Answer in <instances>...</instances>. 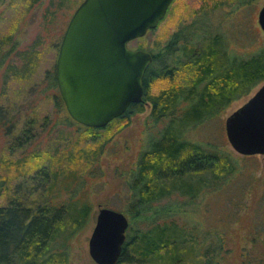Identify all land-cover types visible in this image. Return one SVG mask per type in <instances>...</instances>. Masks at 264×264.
<instances>
[{
	"label": "trees",
	"instance_id": "1",
	"mask_svg": "<svg viewBox=\"0 0 264 264\" xmlns=\"http://www.w3.org/2000/svg\"><path fill=\"white\" fill-rule=\"evenodd\" d=\"M207 16L208 13H203L192 22L187 36L180 38L179 31L164 43H154L150 49L139 48L152 56L143 77L142 103L129 106L123 115L102 129L81 126L68 116L80 129L75 135L81 142H94L100 131L109 127H124L145 105L151 107L149 118L153 122L166 119L157 135L149 139L147 147L140 152L135 170L130 172L127 186L131 200L126 212L129 226L116 264H217L225 252V241L213 240L218 234L202 233L179 216L186 213L178 208L179 204L154 208L172 197L183 199L188 206L200 192L219 188L234 175L236 164L230 156L191 143L184 135L189 128L222 113L231 103L264 83V45L247 57L235 54L226 36L212 26ZM6 38L0 39V67L5 65L3 87L10 79L30 78L37 62V50L31 49L22 53L20 66L12 62L6 64L5 58L11 51H2V46L9 41ZM46 77L45 88L57 91L54 68ZM156 82L168 85L152 91ZM56 94V104L64 107L59 93ZM6 120L10 125L4 128ZM6 120L5 112L0 109V128L10 135L7 150L12 155L33 140L35 124L30 119L17 130L13 118ZM64 135L58 136L59 142L68 139ZM66 150L65 164L47 149L52 162L32 164L27 169L32 170L29 173L20 170V160L12 163L16 180H27L30 189L40 196L37 200L21 198L19 194L24 184L19 181L17 194L0 204V264H68V246L87 225L91 214L87 197L75 194L78 172L84 163L93 162L101 147L90 152ZM30 157L46 159L40 153ZM78 159L83 164L75 162ZM148 212L153 216L140 218ZM248 262L242 260L240 264H251ZM252 264L264 263L259 259Z\"/></svg>",
	"mask_w": 264,
	"mask_h": 264
},
{
	"label": "rangeland",
	"instance_id": "2",
	"mask_svg": "<svg viewBox=\"0 0 264 264\" xmlns=\"http://www.w3.org/2000/svg\"><path fill=\"white\" fill-rule=\"evenodd\" d=\"M82 1L0 0V39L4 41L6 36L7 41L9 39L8 44L2 46V51L6 53L11 49L5 63L12 62L20 66L23 52L37 50L34 73L27 80L10 79L7 86L3 87L5 65L0 67V109L5 112V120L13 118L17 130L30 119L35 124L33 140L12 155L7 150L11 144L10 135L4 130L10 125L9 120L5 121L4 128H0V204L7 202L10 195L17 194L15 191L19 190V181L24 184L19 194L21 198L37 200L40 196L30 189L31 184L27 180H16V169L12 165L16 160H20V170L29 173L32 170L27 169L32 164L52 162L50 155H57L65 164L66 149L90 152L101 147L93 162L83 164L81 159L74 160L83 164L78 172L75 194L87 197L91 214L87 225L68 246V264H95L88 255V239L100 208L121 212L129 222L126 212L131 200L127 186L130 172L135 170L139 154L147 147L149 139L155 137L166 123V119L153 122L149 118L151 107L145 105L144 110L131 116L124 127L112 126L101 130L94 142L77 140L75 132L80 129L68 118L65 107L56 104L58 89L47 90L45 86L46 76L55 66L65 28ZM263 5L264 0H174L155 30L130 42L128 46L133 50H147L154 43L166 42L179 31L180 38L187 36L188 26L203 13H208L207 19L226 36L232 51L247 57L264 45V33L257 23V15ZM262 84L257 85L246 97L231 103L222 113L189 128L184 135L191 143L230 156L236 164L234 175L228 177L219 188L200 192L188 206L177 197L162 200L153 206L160 208L179 204L178 208L186 211L180 217L195 225L202 233L218 234L213 240L222 238L225 252L217 264H240L242 260L252 264L259 259L264 263V157L235 153L227 141L224 127L225 119ZM167 85L165 82H156L152 91ZM61 132L68 137L64 142L58 140L59 135L65 136ZM47 149L50 155L46 153ZM34 153H40L46 159L30 157ZM70 167L74 169L73 164ZM152 216V212H148L140 218ZM134 225L138 223L134 222Z\"/></svg>",
	"mask_w": 264,
	"mask_h": 264
},
{
	"label": "water",
	"instance_id": "3",
	"mask_svg": "<svg viewBox=\"0 0 264 264\" xmlns=\"http://www.w3.org/2000/svg\"><path fill=\"white\" fill-rule=\"evenodd\" d=\"M173 0H83L61 38L54 72L68 116L77 124L102 129L133 104L143 101L149 52L129 43L156 29ZM264 33V5L257 15ZM225 134L240 156L264 157V84L225 119ZM129 222L100 208L88 239L95 264H116Z\"/></svg>",
	"mask_w": 264,
	"mask_h": 264
},
{
	"label": "flooded vegetation",
	"instance_id": "4",
	"mask_svg": "<svg viewBox=\"0 0 264 264\" xmlns=\"http://www.w3.org/2000/svg\"><path fill=\"white\" fill-rule=\"evenodd\" d=\"M173 1H174V0H173ZM173 1H172V3H173ZM172 3L170 4V6L172 5ZM170 6L168 7L167 12H168ZM76 8H77V7H76ZM74 11H75V10H74ZM167 12H166V14H167ZM165 16H166V15H165Z\"/></svg>",
	"mask_w": 264,
	"mask_h": 264
}]
</instances>
